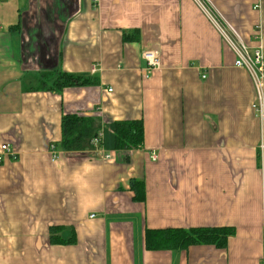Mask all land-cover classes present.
Masks as SVG:
<instances>
[{
    "label": "crops",
    "instance_id": "obj_1",
    "mask_svg": "<svg viewBox=\"0 0 264 264\" xmlns=\"http://www.w3.org/2000/svg\"><path fill=\"white\" fill-rule=\"evenodd\" d=\"M202 1L264 51V0ZM235 60L196 0H0V264H264V115ZM58 72L99 83L31 91ZM66 115L97 120L112 159L97 136L61 149ZM127 121L143 146L114 150ZM197 228L234 234L224 249L147 248V231Z\"/></svg>",
    "mask_w": 264,
    "mask_h": 264
},
{
    "label": "trees",
    "instance_id": "obj_2",
    "mask_svg": "<svg viewBox=\"0 0 264 264\" xmlns=\"http://www.w3.org/2000/svg\"><path fill=\"white\" fill-rule=\"evenodd\" d=\"M137 33V32H136ZM137 37L124 35V41L140 40ZM98 79L86 74L55 73L40 81L31 91L60 92L65 88L93 86ZM113 135L109 136L114 150L129 151L141 148L144 140L143 123L140 121L118 122L112 126ZM63 138L59 146L64 151H85L91 148V141L97 136L98 121L93 118L66 115L62 119ZM111 145L104 141L102 146ZM109 147V146H108ZM131 189L136 194V200H145V187L142 181H131ZM234 230L230 228H197L190 230L174 229L165 231H147L146 243L149 250L182 251L190 246L212 245L224 249ZM56 241L55 239H52Z\"/></svg>",
    "mask_w": 264,
    "mask_h": 264
},
{
    "label": "built area",
    "instance_id": "obj_3",
    "mask_svg": "<svg viewBox=\"0 0 264 264\" xmlns=\"http://www.w3.org/2000/svg\"><path fill=\"white\" fill-rule=\"evenodd\" d=\"M201 9L210 18L212 23L216 26L220 32L224 42L231 48L234 52L236 60L234 66L236 68L244 69L248 72L250 79L256 89L257 100L253 105V108L261 115H264V51L261 41L256 48L251 49L248 44L244 42L239 36H236L233 32L229 31L228 28L220 21L215 14L208 8V6L202 0H196ZM144 59L148 63V69L146 73V78H149L152 71L160 66V57L157 53L153 51L145 52L143 54ZM206 77L204 76L203 79ZM103 140V135L99 134L93 139L92 145L97 154L100 155L104 160H111V156L105 152L101 143ZM11 151L8 145H3L1 147L0 153V163L3 157L6 155L11 156ZM154 160L157 156L153 157Z\"/></svg>",
    "mask_w": 264,
    "mask_h": 264
}]
</instances>
